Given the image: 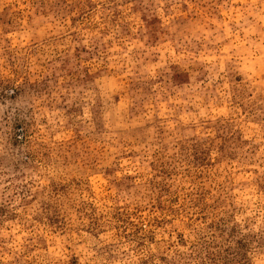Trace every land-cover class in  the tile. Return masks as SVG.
<instances>
[{
  "label": "rangeland",
  "instance_id": "374dc122",
  "mask_svg": "<svg viewBox=\"0 0 264 264\" xmlns=\"http://www.w3.org/2000/svg\"><path fill=\"white\" fill-rule=\"evenodd\" d=\"M0 264H264V0H0Z\"/></svg>",
  "mask_w": 264,
  "mask_h": 264
}]
</instances>
